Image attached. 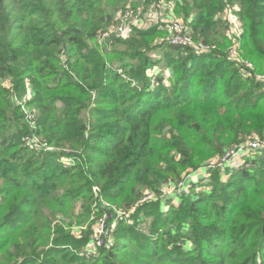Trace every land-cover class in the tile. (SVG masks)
I'll list each match as a JSON object with an SVG mask.
<instances>
[{"label": "trees", "instance_id": "obj_1", "mask_svg": "<svg viewBox=\"0 0 264 264\" xmlns=\"http://www.w3.org/2000/svg\"><path fill=\"white\" fill-rule=\"evenodd\" d=\"M142 1L0 0V264H264L263 154L227 167L239 170L225 182L226 168H211L210 189L179 194L167 212L158 199L141 203L146 191L161 195L170 179L224 155L225 144L264 138V92L251 78L264 74V0ZM129 8L143 22L100 39ZM161 14L216 49L173 45ZM237 36L250 77L228 57ZM161 64L169 85L163 71L151 81ZM28 87L32 123L14 99ZM95 186L124 211L99 201L108 225L117 220L103 244L71 229L90 218Z\"/></svg>", "mask_w": 264, "mask_h": 264}, {"label": "built area", "instance_id": "obj_2", "mask_svg": "<svg viewBox=\"0 0 264 264\" xmlns=\"http://www.w3.org/2000/svg\"><path fill=\"white\" fill-rule=\"evenodd\" d=\"M228 7H229L228 16H229L230 21L233 24L232 29L237 35H240L243 30L241 22L239 21L237 15L233 12V8L230 5H228ZM235 9H238V7L236 6ZM134 14H135V10L133 8L127 9V11L122 15L120 21L116 25H114L112 28H109L108 30L100 34L99 36L100 39L106 40L112 34H114L115 37H126L131 31V27L135 26L133 24L140 23L139 21L140 17L132 20ZM162 27L167 30L169 34L168 38L170 39L169 41L173 45L194 46L196 48L195 49L196 52L199 54L209 53L212 50L216 49V44L215 45L207 44L202 41L195 42L189 33V29L185 27L184 22L179 18H176L173 16L172 19L164 20V26ZM238 38L239 36L233 38L234 44L231 45L228 50V53H229L228 57L230 60L235 61L239 64V66L241 67V72L245 77H250L253 75L252 69L254 68V64L248 59L243 58V61H242L240 57V54H242V52L241 50L239 51L237 49L238 45L236 41ZM251 78L261 83L262 87H264V74H260V73L255 74V77H251ZM2 84L8 88L12 86V83H10L9 80H5ZM31 96H32V93L30 91V88L28 87L27 94L25 95L23 100H19L16 96L14 99H15V103L21 105L22 109L26 111V114H27L26 118L32 123L33 121H35L36 113L33 112L34 110L33 108L30 109L29 107L27 108L24 105V103L28 99H30ZM37 140L38 141L32 140L29 143L32 144L31 146H35L39 148L40 141L39 139ZM256 154L264 155V140L263 139H249L240 144L234 145L224 155H222L218 160L212 161L213 165H211L210 168H212L215 164L218 167H221L223 169L227 167H240L245 163L246 157H250L251 155H256ZM173 185L175 186V190H178L179 194L184 192L187 189V187H189L187 179L181 182H178V183L169 182L165 185V187L169 188L170 186H173ZM148 194L154 195L152 192L147 191L145 196ZM152 195H151V199L154 198V197L152 198ZM142 201L144 200L142 199Z\"/></svg>", "mask_w": 264, "mask_h": 264}, {"label": "rangeland", "instance_id": "obj_3", "mask_svg": "<svg viewBox=\"0 0 264 264\" xmlns=\"http://www.w3.org/2000/svg\"><path fill=\"white\" fill-rule=\"evenodd\" d=\"M128 2L131 3V4H134V3L136 4V3H142L143 1L142 0H128ZM171 2L174 3L173 1H171ZM139 9H137L135 11V14H134L132 20H134L135 18H139V17H145L143 15L142 11L139 10ZM163 14L164 15H168V13H163ZM172 17H173V15H170L168 17V19H172ZM152 18L155 19L154 14H153ZM216 18H221L223 21L225 20V17H223L221 13L217 14V17ZM156 19L164 20L162 14L160 16H158V18H156ZM179 19H181V18H179ZM143 20H144V18L140 19V22H143ZM148 24H149V22H147L146 25H148ZM152 56L153 57H156L157 56V53H152ZM243 56L244 55H243V52H242V54H240V57H241L242 61H243V58H244ZM244 59H246V58H244ZM158 67L159 68L156 67L155 69L149 71V73L151 75L152 74H155L153 77H150L152 83L154 84V81H156V76L161 71H163V73L165 75L164 82L169 85L170 70L167 67H165L164 64H161ZM262 91L264 92V87H262ZM33 112L36 113L35 110H33ZM86 117L89 120V114H87ZM42 138H43V136H42ZM249 139H263L264 140V138H261L259 136V134L256 133V132H253V134H250V135L244 137L242 140L243 141H246V140H249ZM33 140L34 141H38L36 138H34ZM236 144H238V143H233V144H228V145L225 144V146L231 148V147H233ZM50 149H52V148H50ZM179 157H180L179 155L176 156V160L179 159ZM220 157H221V154L220 155H216V156L212 157L201 168L196 169V170H189L187 172H184L180 178H172L170 180L172 182H177L178 183V182H181L183 180H186V179L190 178L193 184H188L189 187H187V189L184 192H189L193 188L195 189V191L209 190L210 189V186H208V184H209L210 174H211V168L210 167H211V165H213L212 161L218 160ZM63 160L65 161L66 158H63ZM255 160H257V159H255ZM213 167H218V166L215 164ZM239 168H237V169H234V168H229L228 169V168H226V172H224V174L222 175V177H223L222 178V181H224V182L227 181L233 175L232 173H229V171H231V170L238 171ZM247 169L253 170V165H251V167L250 166L247 167ZM161 191H162V194L161 195H156L154 192H152L154 195H152V194L146 195L145 197H143V200L144 201H141V203L150 201L151 200V195H152V198L154 197L152 199L153 201H155L156 199H158L159 201H162V204H163V206H162L163 207V212H167L168 209H169V207H170V205L177 206V205L180 204V202L178 201L179 193H178V190H175V186L174 185L173 186H170L169 188H166L165 186H163L161 188ZM166 191H167V193H166ZM146 192H145V194H146ZM184 192H182V193H184ZM93 193L95 194V199H97V200H95V202L91 206L92 213L89 214V217L90 218L87 219V220H82L81 223H80V225H78V224L75 223L73 226H71L72 232L76 236H81L83 231L84 232H90L91 237H92V240L98 242V244H100L102 242L104 243L105 242V239H109V241H106V242H111L112 241V238H110L111 237V234L109 232V227H110V231H111V228H114V226L116 225L117 220H112L111 221V224L109 226L108 225L109 224V219L111 217L110 213L108 212V213H104L102 215H99V212L97 211V208L99 207V201L101 202V205H103V207L108 206L109 208L113 207L114 209L117 208V207L114 204L108 203L107 200L100 195L99 187L95 186L93 188ZM99 195H100V197H99ZM141 203L139 202V204H141ZM81 205H82V202H79L78 205L76 206L77 207V212L80 211V210L82 211ZM117 210H118L117 213L120 214V215L123 214V212H124L123 209H118L117 208ZM130 213L127 214V217H129ZM143 215H145V214H143ZM119 219H121V218H119ZM149 221H150V219L149 218H146V219H144V220H142L140 222V224H141L140 227L145 232H148V224H149L148 222ZM188 246H191V248H192V243L189 242ZM90 247L91 248L87 247L84 250V252L85 253H88V254H90L92 256V254L96 252V248H95V245H94L93 242L91 243Z\"/></svg>", "mask_w": 264, "mask_h": 264}]
</instances>
